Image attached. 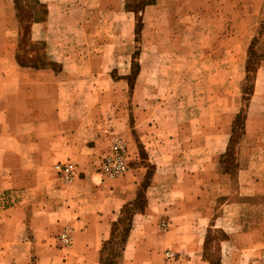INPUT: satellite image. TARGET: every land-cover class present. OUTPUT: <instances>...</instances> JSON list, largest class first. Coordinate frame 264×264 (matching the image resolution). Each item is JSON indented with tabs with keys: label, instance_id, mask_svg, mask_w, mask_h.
<instances>
[{
	"label": "crops",
	"instance_id": "0c3cea01",
	"mask_svg": "<svg viewBox=\"0 0 264 264\" xmlns=\"http://www.w3.org/2000/svg\"><path fill=\"white\" fill-rule=\"evenodd\" d=\"M28 1L43 54L15 0H0V264H167V252L177 264H262L264 115L221 170L228 147L207 140L223 134L204 131L192 100L155 94L169 89L152 86L148 62L164 36L147 38L143 64L122 0ZM116 140L128 170L111 178L100 167ZM60 164L75 166L72 182Z\"/></svg>",
	"mask_w": 264,
	"mask_h": 264
},
{
	"label": "rangeland",
	"instance_id": "374dc122",
	"mask_svg": "<svg viewBox=\"0 0 264 264\" xmlns=\"http://www.w3.org/2000/svg\"><path fill=\"white\" fill-rule=\"evenodd\" d=\"M251 1L122 0L127 11L135 14L133 33L140 42L139 61L147 63L141 55L147 52L148 37H165L161 39L164 42L155 39V50L161 53L148 59L152 86L164 84L169 88L155 92L159 100L179 95L192 100L191 108L196 103L204 131L223 134L219 140H207L216 145L225 142L223 152L228 147V152L220 155L221 170L227 169L228 156H233L232 164H239L236 154L242 150L244 136L260 129L258 122L249 126V119L264 115L259 99L254 102L255 88H264V71L258 73L264 66V18L256 0ZM28 2L15 0V10L22 16L20 25L27 46L43 54V47L28 38L29 23L34 19L30 11L22 10ZM44 58L41 56L40 61L46 62ZM252 101L256 107L250 109ZM257 141L251 139L250 144Z\"/></svg>",
	"mask_w": 264,
	"mask_h": 264
},
{
	"label": "built area",
	"instance_id": "2783aa9c",
	"mask_svg": "<svg viewBox=\"0 0 264 264\" xmlns=\"http://www.w3.org/2000/svg\"><path fill=\"white\" fill-rule=\"evenodd\" d=\"M125 154L126 147L120 140H116L113 146V153L106 157L101 163V172L111 178L123 176L128 170ZM57 170L66 183H70L74 180L76 168L72 164H60L57 166ZM59 241L64 245H70L71 243V239L65 231L59 235ZM166 262L167 264H177V256L172 252H167ZM262 264H264V259Z\"/></svg>",
	"mask_w": 264,
	"mask_h": 264
}]
</instances>
